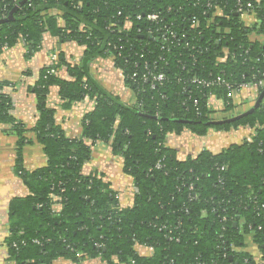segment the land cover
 <instances>
[{
    "label": "trees",
    "instance_id": "trees-1",
    "mask_svg": "<svg viewBox=\"0 0 264 264\" xmlns=\"http://www.w3.org/2000/svg\"><path fill=\"white\" fill-rule=\"evenodd\" d=\"M239 4L252 5L253 25L237 12ZM151 14L160 19L150 20ZM126 19L132 23L128 30ZM46 31L84 46L85 59L72 65L59 53L41 69L32 88L39 114L31 129L11 114L13 99L0 83V123L18 136L15 172L30 190L11 202L5 264H54L60 258L78 264H264V100L233 123L207 125L245 109L224 85L199 82L221 76L238 86L260 77L264 0H0V51L20 41L39 51ZM223 49L228 57L220 62ZM99 56L112 57L122 70L134 104L91 76L87 61ZM61 67L72 80L58 76ZM158 74L165 79L155 81ZM52 86L67 105L94 102L82 137H68L57 124L48 106ZM240 126L253 128L251 140L220 153L205 149L180 160L166 144L169 133L205 136L210 129ZM34 141L44 145L48 162L30 172L21 152ZM97 143L108 144L133 178L128 208L103 177L83 173ZM247 235L260 261L244 251ZM136 245L152 248V255L138 254Z\"/></svg>",
    "mask_w": 264,
    "mask_h": 264
},
{
    "label": "crops",
    "instance_id": "crops-1",
    "mask_svg": "<svg viewBox=\"0 0 264 264\" xmlns=\"http://www.w3.org/2000/svg\"><path fill=\"white\" fill-rule=\"evenodd\" d=\"M52 13L61 15V11L53 9ZM61 21V20H60ZM62 22V21H61ZM61 25L63 23H60ZM84 46L73 41H62L49 31L43 33L42 44L39 51H32L20 41L17 44L3 48L0 51V83L6 84L4 92L13 99L11 114L28 129L35 126L38 120L37 100L32 92L39 79V73L48 67L63 53L67 62L79 65L85 59ZM55 57V59H54ZM91 76L107 91L118 96L127 104L135 103V95L125 85L122 70L116 68L110 57H94L87 61ZM58 76L64 80H72L65 67H61ZM240 109H247L252 99L245 94L239 99ZM244 102H247L244 104ZM60 93L59 87L52 86L48 95V106L55 112V120L65 134L71 138H80L83 135V119L93 111L94 102L86 99L67 105ZM222 103L217 101V107ZM219 116H222L220 114ZM254 135L253 128L240 126L230 130L210 129L205 136H199L189 130L181 134L169 133L166 139L167 146L177 152L180 160L198 156L207 149L213 153H220L231 145L251 140ZM18 136L11 131L9 124L0 123V264H5L8 257V248L5 244L10 236V205L15 198H24L30 195L29 188L16 174V160L18 155ZM22 162L27 171H35L45 167L48 162L44 145L40 142L26 143L22 149ZM83 173L98 175L110 183L119 194V201L123 208L133 204L135 185L133 178L123 170V159L112 153L106 143H97L93 147L91 159L85 163ZM59 210L58 206H55ZM244 251L253 255L256 261L261 260V252L253 243L252 237H245ZM137 253L142 256L152 255L150 247L136 245ZM54 264H78L60 258ZM80 264V263H79ZM82 264H105L100 259H86Z\"/></svg>",
    "mask_w": 264,
    "mask_h": 264
},
{
    "label": "built area",
    "instance_id": "built-area-1",
    "mask_svg": "<svg viewBox=\"0 0 264 264\" xmlns=\"http://www.w3.org/2000/svg\"><path fill=\"white\" fill-rule=\"evenodd\" d=\"M251 11H252V5L251 4H248L247 7L243 6L242 4L238 5L237 12L242 14L243 20H245L247 26L253 25L255 23L253 13ZM220 12H221V10L218 9L217 14H219ZM138 18H140V16H138ZM148 18L152 21H157L160 19V15L159 14H151L148 16ZM131 26H132L131 21L126 19L124 22V29L128 30L131 28ZM170 35L172 37H175L174 32H170ZM164 37L166 38V35H164ZM257 37H259V35L253 34V39H257ZM4 48L7 49L8 46H4ZM223 50H224L225 55L218 58V61H220V62H225L227 57H228L227 49H223ZM262 58L264 60V52L262 53ZM54 59H55V57H54ZM164 79H165V77L163 74H158V75L154 76L155 81H163ZM199 82L202 84H205L206 86H209V85H212L215 83L224 85L225 87H227L230 90L229 96L235 101V103L240 102L239 101L240 97L242 95L245 96V94L247 95L248 98H250V99H252V101H254L255 96H256V92L259 89L264 88V71L261 72L260 77L254 78L253 80H251L249 82H243L238 86H234L232 83L228 82L226 79H224L221 76L217 77L216 79L212 80L211 82H208L205 80H200ZM216 107H217V104H216ZM217 108L220 109L221 107L218 106ZM95 145H97V144H95ZM161 166L162 165L159 163V164H157L156 167L160 168ZM117 198L119 199V194L117 195ZM151 250H152V248H151Z\"/></svg>",
    "mask_w": 264,
    "mask_h": 264
},
{
    "label": "water",
    "instance_id": "water-1",
    "mask_svg": "<svg viewBox=\"0 0 264 264\" xmlns=\"http://www.w3.org/2000/svg\"><path fill=\"white\" fill-rule=\"evenodd\" d=\"M263 100H264V90L261 91L260 95L257 97V99L255 100L253 105L250 108L245 109L242 113L233 114L230 117L222 115V116L218 117V119L210 121L206 124L207 125H220V124H226V123H233V122L255 112L260 107ZM175 121L183 122L186 124L193 123L192 120H186V119H176Z\"/></svg>",
    "mask_w": 264,
    "mask_h": 264
},
{
    "label": "rangeland",
    "instance_id": "rangeland-1",
    "mask_svg": "<svg viewBox=\"0 0 264 264\" xmlns=\"http://www.w3.org/2000/svg\"><path fill=\"white\" fill-rule=\"evenodd\" d=\"M110 58H112V57H110Z\"/></svg>",
    "mask_w": 264,
    "mask_h": 264
}]
</instances>
